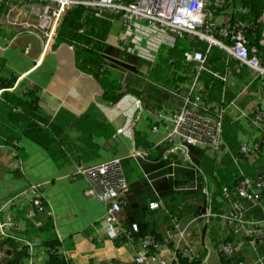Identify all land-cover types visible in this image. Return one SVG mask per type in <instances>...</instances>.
<instances>
[{"label": "crops", "instance_id": "crops-1", "mask_svg": "<svg viewBox=\"0 0 264 264\" xmlns=\"http://www.w3.org/2000/svg\"><path fill=\"white\" fill-rule=\"evenodd\" d=\"M5 11L6 8L3 13ZM133 20L137 27L143 25L137 23L136 19ZM112 25L109 38L117 42L124 34L123 19H115ZM145 34L148 36H142V44L145 46L142 50L147 57L155 58L160 42L154 46L157 40L152 38V33ZM149 40L151 42L147 45ZM216 48L215 52L219 55L213 60L214 65L223 68L221 74L225 77L223 81L227 91L235 95L234 101L227 107L230 114L235 119H240L245 127L242 142L260 144L257 152L262 154L255 155L257 159H251L245 164V167L247 164L250 166L248 170L257 174L252 180L255 184L258 177L264 179V121L259 122L261 127L253 124L255 114L264 112V76L255 78L249 67L238 61L236 64L225 50L219 46ZM43 49V39L35 31L24 28L0 29V80L14 79L15 83L10 90H36L39 106L45 115L57 119L71 137L77 138L80 135L86 125L82 118L92 107L98 113L96 121L113 128L112 134L108 129L104 132L103 128H98L99 133H95L93 139L99 145V156L84 166L113 158L123 159L130 191L119 214L122 226L120 234L127 227L124 224L127 217L145 216L165 239L167 246L158 250L157 254L169 264L173 262L177 250L184 246L195 253L194 258L189 260L198 258L196 264H234L238 259L254 264L264 255V244L251 243L243 232L236 233L228 219L224 218V214L231 210V204L226 199L224 213L219 214L220 220H215V217L210 219L211 216L207 217V212L202 211V207L194 209V206V211H184L178 216L176 225H173L167 217L166 207L147 209L146 205L152 200V194L143 174L151 175L157 171L163 173L169 163L133 157L135 162L128 157H131L135 148L143 151L135 143L137 134H143L156 144H162L166 140L168 127L173 125L172 114L181 105L180 97L168 102L169 109L162 110L155 116L148 110L145 101H141L134 92L123 93L117 102L109 103L103 97L100 83L77 67L76 54L70 45L55 40L51 50L43 53ZM261 53L264 56V51ZM153 69L159 71L147 76V94L163 98L162 88H173L175 84L176 87L183 86L182 83H185L183 78L175 76L172 68L154 65ZM178 73L188 77L187 71ZM155 125L157 130L154 129ZM19 146L22 151L18 156L16 150L0 145V220L2 217L3 222L13 223L14 220L17 230L23 228L24 219L31 209V200L43 198L53 218L56 233L62 241L63 252L71 264H141L138 261V252L143 251L140 243L133 244L120 237L113 241L108 237L104 228L106 205L95 196L87 194L89 182L83 175L77 174L82 166L79 161L68 157L54 159L48 150L24 135L19 138ZM160 177L156 179H161ZM255 192L260 197L257 204L240 199L236 201L244 205L245 217L250 222L262 225L264 231V188L257 186ZM15 195L19 196L8 202ZM126 205L128 209L125 208ZM215 214L218 215V212ZM10 226L12 224L8 227ZM1 227L7 231V226ZM223 241H235L234 257L219 252L217 246ZM34 256V264H42L46 258V250L38 246Z\"/></svg>", "mask_w": 264, "mask_h": 264}, {"label": "trees", "instance_id": "trees-1", "mask_svg": "<svg viewBox=\"0 0 264 264\" xmlns=\"http://www.w3.org/2000/svg\"><path fill=\"white\" fill-rule=\"evenodd\" d=\"M216 1L210 0L207 5L208 11L212 12L216 18L215 26L212 28L214 35L225 44H230V34L221 36L218 29L226 26L232 31L237 24L241 23L248 46L256 47L258 57L263 61L264 56L261 52L264 51V0ZM3 9L4 6L0 5V12ZM112 24L113 21L109 17H96L94 11L84 4L71 5L65 10L55 40L73 46L77 67L92 75L100 83L105 101L115 103L123 93L134 92L137 96L139 95L141 101H145L147 108L149 107L148 110L155 116L159 115L162 110L169 109L168 102L180 97L181 105L174 112L185 108L199 118L207 117L220 123L222 142L220 150L213 151L211 148L191 146V159L181 153L171 151L178 138H175V141L156 144L143 134L135 136V143L144 151H142L144 159L170 163L179 158L175 176L164 177L171 172L166 165L163 173L157 171L145 176L142 173L152 194L151 201L158 199L163 201L167 217L173 225L184 211L187 212L188 209L194 211L198 207H202L201 210L204 212L209 210L213 214L218 212V215L215 214L210 219L215 217V220H220L219 214L224 213L225 199L228 200L224 189L228 188L231 193H234L242 178L255 179L257 174L248 170L250 166L247 164L245 167V164L251 159V161L257 159V156L248 157L240 151L245 127L240 119H235L230 114L227 107L234 101L235 95L227 91L226 83L222 79L209 71L197 68L208 67L211 71L222 73L223 68L214 65L213 62L219 55L215 52L218 46L195 37L192 38L184 33L177 37L174 46L162 44L155 60L150 61L128 53L131 45L122 44L120 40L117 42L110 40ZM187 50L202 51L206 57L204 65L187 63L183 57V53ZM233 61L236 64L239 63L237 59L233 58ZM152 65L153 68L154 65L163 66L165 69L172 68L175 76L183 78L185 83H182L183 86L176 87L175 84L173 88H162L163 98L147 94L146 89L149 84L147 75L159 71L154 70ZM180 71H187L188 77L179 74ZM194 79H197L199 89L191 92ZM14 83V79L0 80V91L2 90L0 93V145L11 147L18 152L19 156L22 151L19 138L24 135L48 150L54 159L68 157L79 161L84 166L99 156V145L93 139L94 134L99 133V127L103 128L104 132L108 129L112 134L113 128L96 121L95 117H98V113L95 108H90L83 116L82 119L86 125L80 131V135L74 138L66 133L64 126L57 119L45 115L39 106L36 90L32 88L19 91L10 90ZM195 94L201 95V102L195 106L187 104L186 99H194ZM223 107L225 110L221 113ZM89 123L92 124L89 125ZM103 136L106 137L104 134ZM146 152L147 155H145ZM259 154L262 153L257 152L256 155ZM128 158L136 160L133 157ZM158 177L161 179H156ZM193 182L196 183L191 186L187 185ZM232 199H236L235 195ZM41 200L46 210H39L31 203L32 215L27 212L23 228L19 230L14 220L13 223L3 222V217L0 220L3 226H7V231L4 233L0 231V264H29L34 252H30L27 241H39L38 245L46 250V258L42 264H71L63 252L62 241L56 233L47 203L43 198ZM151 201H148L147 209L150 208ZM228 202L231 204L232 201L228 200ZM125 208L128 209V206L126 205ZM124 222L127 227L119 235L120 239L130 240L133 244L140 243V248L142 247V250H147L149 253L156 252L155 243H165V239L157 231L156 226L145 216L136 218L129 216ZM10 224L12 227H8ZM134 225L137 226L136 231L133 230ZM232 228L235 231L234 227ZM146 240L153 242L146 244ZM197 259L191 261L188 256L176 253L172 263L196 264Z\"/></svg>", "mask_w": 264, "mask_h": 264}, {"label": "built area", "instance_id": "built-area-1", "mask_svg": "<svg viewBox=\"0 0 264 264\" xmlns=\"http://www.w3.org/2000/svg\"><path fill=\"white\" fill-rule=\"evenodd\" d=\"M209 2L210 0H0V5L6 8L4 13L3 10L0 12V29L15 30L24 28L28 31L37 32L43 39V53H46L51 50L55 42L67 7L75 4H84L94 11L96 17H109L111 21H114L117 15L122 13L121 11L126 10L129 16L121 17L124 24V34L119 40L122 44L131 45L128 53L132 55L154 61V57H147V54L142 50L145 47L142 44V36H148L145 34L147 32H151L152 38L157 40L154 46L159 42L160 46L162 44L174 46L177 37L188 32L187 34L190 37L199 35V40L206 41L211 45H218L232 58L237 59L242 65L249 67L255 78L263 77L264 60L262 61L258 57L256 47L248 46V40L244 35L241 23L237 24L232 31L226 26L218 29V33L221 36H228L230 34V44H225L214 35L212 28L215 26L216 18L207 9ZM216 2L220 1L217 0ZM5 13L6 15H3ZM133 18L136 19L137 23L146 25V27L143 25L137 27ZM189 20H193L198 24L186 25ZM150 42L151 40L148 41L147 45ZM70 47L74 50L73 46L70 45ZM183 57L187 63L198 65H204L206 60L205 55L200 50H187L183 53ZM197 68L209 71L220 79L225 80L222 74L211 71L208 67ZM191 89V92H196L199 89L197 79H194L191 84ZM201 99V95L195 94L194 99H186V103L195 106L201 102ZM224 110L225 107H223L221 113ZM172 120L173 125L168 127L169 130L165 140L175 141V138H178V141H175L171 149L172 152L181 153L185 157H189L191 146L211 148L213 151L220 150L222 142L221 125L219 122L212 121L207 117L199 118L192 111L185 108L174 112L172 114ZM263 121L264 112L256 113L253 124L259 127V122ZM154 129L157 130L156 125ZM259 149V143L243 142L240 147L241 153L248 157H254ZM131 157H143V152L135 148L131 153ZM122 160V158H113L109 161L96 163L91 166H81L77 170V174L83 175L89 182L87 194L95 196L106 205L104 228L108 237L113 241L118 239L122 230L119 214L122 211L123 205L126 203V196L130 190L122 168ZM177 164V161L169 163L171 172L165 175V178L175 176ZM252 182L249 177H244L237 187V191L234 193H231L228 188L224 189L225 195L228 197L227 199L232 201L231 210L227 214L225 213L224 217L228 219L236 233L243 232L253 244H264L262 225L250 222L245 217L246 210L244 205L242 202L236 201L237 198L253 204H257L260 201V197L255 190L257 186L264 188V179L258 177L256 179L257 183L253 184ZM195 183L193 182L187 185L191 186ZM233 195H235L236 199H232ZM31 203L33 207H37L39 210H46L41 199H32ZM150 207L151 209L161 208L163 207V201L159 199L154 200L151 202ZM32 208L28 211L31 215ZM212 215L213 213L209 210L207 217ZM174 223L176 225V222ZM133 230H137L136 225L133 226ZM1 231L4 233L3 229ZM256 238H259V240H256ZM152 242L150 240L145 241L146 244ZM38 244V241H27L30 252L35 253L36 248L39 246ZM235 244V241H223L217 247L221 253L234 257L236 254ZM154 246L156 248L155 253H149L147 250L138 252V261L141 264H169L157 254V251L166 247L167 244L155 243ZM177 253L184 254L191 259L195 256V253L188 246L178 249ZM34 257V255H31L29 264H34ZM234 264L247 263L238 259ZM254 264H264V255Z\"/></svg>", "mask_w": 264, "mask_h": 264}, {"label": "rangeland", "instance_id": "rangeland-1", "mask_svg": "<svg viewBox=\"0 0 264 264\" xmlns=\"http://www.w3.org/2000/svg\"><path fill=\"white\" fill-rule=\"evenodd\" d=\"M122 12V14H119V15H117V17H116V19H120V17H125V16H129V13H128V11L126 12V10L125 11H121ZM197 32H198V30H196ZM188 33V32H187ZM191 37H195V38H197V39H199L198 37H199V35H195V36H191ZM148 76V75H147ZM148 82V81H147ZM149 83V82H148ZM186 158H190L191 159V157H190V155H189V157H186ZM187 161V160H186ZM188 162V161H187ZM177 163H179V158H177ZM189 163V162H188ZM130 186V185H129ZM130 191V190H129ZM19 195H15V196H13V197H11L9 200H8V202H10L11 200H13V199H15V198H17ZM1 229H3V231L5 232L6 230L4 229V227H1V224H0V231H1ZM1 233H2V231H1Z\"/></svg>", "mask_w": 264, "mask_h": 264}, {"label": "bare ground", "instance_id": "bare-ground-1", "mask_svg": "<svg viewBox=\"0 0 264 264\" xmlns=\"http://www.w3.org/2000/svg\"><path fill=\"white\" fill-rule=\"evenodd\" d=\"M196 25V24H198L197 22H195V21H193V20H189V22L188 23H186V25Z\"/></svg>", "mask_w": 264, "mask_h": 264}, {"label": "clouds", "instance_id": "clouds-1", "mask_svg": "<svg viewBox=\"0 0 264 264\" xmlns=\"http://www.w3.org/2000/svg\"><path fill=\"white\" fill-rule=\"evenodd\" d=\"M212 45H213V44H212ZM216 46H218V45H216ZM0 224L3 226L2 222H1Z\"/></svg>", "mask_w": 264, "mask_h": 264}]
</instances>
